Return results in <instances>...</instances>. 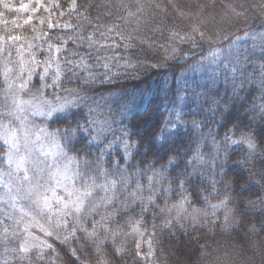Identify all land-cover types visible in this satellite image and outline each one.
<instances>
[{
    "label": "trees",
    "instance_id": "1",
    "mask_svg": "<svg viewBox=\"0 0 264 264\" xmlns=\"http://www.w3.org/2000/svg\"><path fill=\"white\" fill-rule=\"evenodd\" d=\"M71 1L60 0V10H66ZM76 5L75 10L67 11L63 17L66 23L73 25L72 29L57 27L46 31L51 36L64 37L73 35L74 32L85 36L94 32L95 39L103 41L107 46L97 44L88 48L69 42V51L61 55L73 62L79 61L83 56L90 66L88 71L98 77L105 73L115 74L113 85L101 86L97 80L92 87H85L83 78L87 76V72L76 69L77 74L74 75L67 71L72 65L61 60L64 73L59 87L48 88L41 95L37 91L41 81L34 77L21 96L25 100L31 99L30 94L33 93L38 100L66 98L77 105L52 118H34L33 123L46 126L52 131L77 128L74 138L67 139L64 135L59 138L68 154L80 158L82 173L86 171L83 159L86 157L89 160L90 167L87 171L97 176L98 183H103L104 177L95 170L96 157L104 155L106 162L103 167L109 170L108 178L115 179L116 174V180L120 182L115 193V209H108L109 212L115 211V220L108 226L119 227L123 232L129 233V218L141 219L140 200L132 201L129 193L136 190L137 184H145L160 172L170 185L171 197L182 191L193 204L199 206H203L208 199H224L229 194V187L234 189L232 197L239 199V185L235 184L239 174L245 178L241 183H246L251 188L244 199L256 202L255 210L249 212L240 211V205L230 203L229 207L237 211L234 213L235 223L228 227L224 223L225 213L208 223L173 222L165 226L167 211L161 210L168 209L169 201L166 192H162L154 201L155 206L148 205L141 224L152 232L153 253L150 259L136 255L132 236L124 237L127 242L126 254L122 259H116L112 258L110 242L106 241L101 246L103 251L97 253V242L80 235L79 243L73 242L70 246L76 247L81 253L82 264H98L97 257L103 255L109 256L110 264H264V202L257 199L258 196H264V143H261L264 134V86L259 81V75L264 73V51L260 49L252 52L251 41H243L235 54L239 72L233 74L229 73L228 68L215 66L211 73L205 70L200 74L187 75L189 67L205 58L213 48L227 46L241 34L264 29V0H76ZM128 12L135 15L128 16ZM121 16L128 22H122L119 19ZM97 23L101 27L96 28ZM113 23L120 24V30L130 34L131 40L127 42L132 47H123L125 42L114 34L111 40L104 39L101 33L106 29L103 26L111 27ZM193 26L203 29L205 37H214L213 43L201 41L197 37L196 46L193 47L191 43H181L179 37L175 40L170 38L172 32L179 33L180 36L190 33ZM19 31V26L13 22H0V34L6 39L5 59L12 64L13 76L17 70L16 48L25 41L14 42L7 37L16 35ZM219 37L227 39L221 40ZM112 40L121 46H113ZM86 43L87 41L85 45ZM172 48L182 49L175 55L184 58L162 59V55L171 54ZM8 52L11 54L6 58ZM73 52L79 55L74 56ZM189 52L191 54L186 56L185 53ZM3 58L1 53L0 69L3 67ZM127 62L134 67H124ZM105 63L109 68L103 67ZM157 63L163 66L151 67ZM241 80L243 87H240ZM47 83L51 84V79ZM5 87L0 77V111L11 110V93H5ZM77 94L89 98L75 99ZM120 103L128 104L131 111L123 120L113 119ZM90 108L94 111L90 112ZM148 116L152 117L157 127L165 121L172 122L168 125L166 147L158 150L159 144L164 143L160 141L149 151L147 140L143 144L136 143V150L127 163L122 158L124 154L121 150L104 151L103 144L110 135L109 131L117 126L126 128L134 142L140 141L145 133L144 121ZM11 119L6 117L3 122ZM89 120L111 122V130H107V125H104L105 130L98 136L101 138H97L99 144L91 146L83 139V133L76 123L79 121L89 129L90 139L96 136L97 127L90 125ZM237 128L239 131H236ZM226 133L231 140L240 138L242 133L255 136L260 151L249 157L247 148L232 147L229 144L231 141L224 140ZM211 143L226 144L223 148L225 157L221 161L226 163L223 167L220 164L215 176L207 173L210 156H206L205 161L198 158V154L207 152ZM4 151L0 147V155ZM172 158H175L174 162L169 164ZM114 161L120 162L118 169L113 167ZM163 165H168V168L163 169ZM125 168L126 173L123 172ZM122 174L129 179L130 187L127 189L122 187ZM256 181H260V187H257ZM181 182L183 187H180ZM122 203L130 204L126 212L119 211ZM223 212H226L225 208ZM103 214L105 213L101 210L100 215ZM100 215L95 219L99 220ZM40 218L44 220L43 217ZM253 225L256 229L254 232L249 230ZM98 235L102 239L105 233L100 232ZM17 243L9 239L6 245L0 244V264H4L5 260L9 264H28L27 261H19L10 251L5 252L6 247L11 249ZM49 243L53 244L55 251L47 250L45 261H37L33 256L31 264H69L67 248L51 238Z\"/></svg>",
    "mask_w": 264,
    "mask_h": 264
},
{
    "label": "snow or ice",
    "instance_id": "2",
    "mask_svg": "<svg viewBox=\"0 0 264 264\" xmlns=\"http://www.w3.org/2000/svg\"><path fill=\"white\" fill-rule=\"evenodd\" d=\"M39 7L32 8L33 12L43 8L45 11H50L45 7L41 0H36ZM5 8H9L8 4L4 5ZM58 7V5H57ZM77 7L76 0H72L71 8L75 10ZM28 5H23V10L27 11ZM63 15V14H61ZM135 13L128 12V16H134ZM119 19L127 23L125 17L121 16ZM15 23V22H13ZM25 24H31L32 19L24 21ZM40 25L45 24L44 19L39 20ZM49 29H55L60 27L61 29H72L73 25L65 23L63 25H56L49 22L47 24ZM96 28L101 27L98 23ZM106 31L101 33L105 40H111L114 34L121 41H124L123 47L130 48L132 45L127 41L131 40L130 34H126L120 30V24L113 23L111 27L107 25L103 26ZM179 37L181 43H191L193 47L196 46V38L199 37L201 41L207 43H213L214 37H205V31L199 27L193 26L190 33L180 36L179 33H170V38L175 40ZM221 40L227 39V37H219ZM3 39V38H0ZM10 41H20L26 39L19 35H11L7 37ZM31 39L42 40L43 44H28V49L37 48L45 51L47 55L43 60L37 59L36 52L29 51L28 59L24 58V49L21 45L18 49L19 59L17 64V70L13 76V68L9 67L8 61L3 62V67L0 69V77H2L4 84L6 85L5 93H11V103L9 105L10 111H0V147H3L5 151L3 155H0V205H6L9 211H5L3 207H0V244L6 245L9 239H12L17 243L16 247L11 249L5 248V252H11L16 256L19 261H27L31 264V258L34 256L37 261H45V253L47 250L55 251L53 244L49 243V238L53 241L59 242L62 246L67 248L69 257V264H82L80 261L81 253L78 252L76 247H71L73 242L79 243L80 235H83L90 241L96 243V252L103 251L102 245L105 242H110L112 246V258L122 259L126 254V240L124 237L129 233L123 232L119 227L111 228L109 223L115 220V211L109 212L108 209L112 207L115 209L114 201L117 200L115 195L117 191V181L109 179V170L103 167L106 162L104 155L96 157L95 170L100 176L104 177L103 183L97 182V176L91 174L87 169L90 167L89 160L85 157L83 159V165L86 169L84 173L81 172V160L77 156H69L65 151L64 145L60 143L59 137L64 135L67 139H72L76 136L77 128H65L56 129L54 132H48L47 129L41 128L36 132H32L30 125L27 122V115L40 114L46 118H51L54 113H66L69 107H75L72 101L65 100L59 104H52L51 101L38 100L36 95L30 94L31 99H23L21 93L25 92L29 84L32 83L34 77H38L41 81L40 87L37 90L41 95L48 88L59 87L62 82L64 69L61 65V60L65 64L72 65L67 71L76 75V69L87 72V76L83 78V84L85 87H92L99 80L101 86L113 85V76L115 74L105 73L102 77H98L95 73L88 71L89 64L83 56L79 61L73 62L66 56H62V53L69 51L67 45L69 42L77 43L78 46H86L92 48L97 44L104 47L107 46L103 41H97L95 39V33H89L88 35H82L74 32L73 35L64 37L60 35L51 36L46 32L37 33ZM237 37L236 40H239ZM55 41V42H53ZM85 41H87L85 45ZM230 43H232L230 41ZM112 45L120 47L115 40H112ZM5 49L0 48V52H4ZM167 51V50H165ZM170 55H162L164 60L183 59L184 57H176L178 51H182L180 48H172ZM8 55L11 53L8 52ZM191 52L185 53L190 55ZM215 56L217 53L212 50L211 53ZM73 55H79V53L73 52ZM163 65L157 63L151 65L153 68H160ZM104 68H109V65L105 63ZM124 67H134L130 62H127ZM233 74L240 71L238 67L233 66L231 68ZM51 79V84L47 83V80ZM243 80L240 82V87H243ZM65 91L73 92L75 90L65 89ZM109 95H115V93H109ZM88 96H81L77 94L75 99L86 100ZM103 98V97H101ZM7 96L5 97V103H7ZM60 98L57 97V100ZM43 106H47V111H41ZM99 107V105H98ZM89 111H94L89 109ZM131 111V108L126 103H120L117 106V111L114 114L113 119L126 118ZM6 117H11L7 123H4ZM13 120L16 122L13 124ZM78 129L83 133V139L87 140L89 146L93 144H99V140L96 136H92L89 139V129L84 125L76 122ZM90 125L97 127V132L102 133L107 125V130H111V122L109 121H96L89 120ZM171 121H165L163 125L157 127L153 122L152 117L148 116L144 121L145 133L141 136L140 141L133 143L143 144L147 140L148 150L156 147L160 141H164L163 144H159L158 150H162L167 146L168 142V125ZM232 131V130H230ZM239 131V128L236 129ZM150 132V135L148 134ZM235 132H233V135ZM130 132L124 131L122 133L123 147L125 149L124 156L122 157L127 163L131 153L128 151L132 144L129 143ZM225 141H231L233 144L246 145L248 149L249 157L255 156L260 151V147L257 143V138L248 133H242L239 140H231V137L226 133L224 137ZM261 143H264V134L261 137ZM112 147L109 143L105 145L104 151L107 152ZM64 158L67 163L59 165V158ZM175 158L169 160V164H173ZM49 161H51L49 163ZM226 161L221 162V167L224 166ZM120 162L114 161L113 167L119 168ZM168 165H163V169H167ZM7 169V170H5ZM124 173L127 172L125 168ZM162 177V172L156 173ZM245 179L244 177L237 175L235 184L239 185V192L237 196L239 199L233 198L231 192L234 190L229 187V194L224 197L218 204H212L210 207L214 210L225 208L224 215L225 226H231L235 223L234 213L237 209L229 207L230 203L240 205V211L249 212L255 210V201L249 199L245 200L244 197L251 191V188L246 183H241ZM81 181L80 186L77 187V181ZM15 182V183H14ZM121 182L127 183L126 176L122 174ZM257 187H260V181L255 182ZM152 179L149 178V191L151 188ZM180 187H183L181 182ZM102 192L103 196L97 199L96 193ZM111 193V195L109 194ZM143 187L140 184L136 185V190L131 191L129 196L132 201L140 200V220H133L131 217L128 220L131 225V232L139 235L143 238V232L140 229V225L143 222V213L147 211L148 205L155 206V202L151 196L145 198L142 195ZM258 200L264 202V196H258ZM130 208L129 203H122L119 209L120 212H126ZM173 208L183 209V202L180 205H173ZM103 210L105 214L100 215V211ZM134 211V209H132ZM161 211H171V209H162ZM199 209H193V213H198ZM100 215V219L95 217ZM181 212L177 211L176 221L179 223ZM38 217L44 218V223H40ZM194 223L198 222L197 217L193 215L191 217ZM171 224V221L168 222ZM89 225L91 226L89 228ZM39 228L43 234L42 239L39 236L34 235L32 228ZM181 227H183L181 225ZM250 231H256L255 225H253ZM105 233L104 237L99 238V233ZM135 242L137 249L136 255H141L139 249L141 244L138 241ZM151 243L149 242V254L152 253ZM98 264H110V258L107 255L97 257ZM4 264H9L8 260L4 261Z\"/></svg>",
    "mask_w": 264,
    "mask_h": 264
},
{
    "label": "rangeland",
    "instance_id": "3",
    "mask_svg": "<svg viewBox=\"0 0 264 264\" xmlns=\"http://www.w3.org/2000/svg\"><path fill=\"white\" fill-rule=\"evenodd\" d=\"M243 1V0H241ZM59 2L60 0H41V3H43L45 5V7L49 8L50 11H45L43 8H39L38 11L33 12L32 8L34 7H39V5L36 3V0H0V22H15L16 26H19L20 31L18 34L21 37H24L26 39H22L20 41H25L24 44H19L16 48V62L18 64V59H19V53H18V49L21 45H23V49H24V58L28 59V52L32 51V52H36L37 54V59L43 60L45 58V56L47 55V53L41 49H37V48H32V49H28V44H43L44 41L42 40H33L31 39L32 37H34L35 35H37V33L41 32V30L43 32L47 33V29L48 26L47 24L49 22H51L52 24H56V25H63L66 22L64 21L63 17L64 15L67 13V11L73 10L71 8L72 5V1L70 3V5L66 8V10H60V6H59ZM8 4L10 7L9 8H5L4 5ZM23 5H28L29 8L27 11L23 10ZM58 5V7H57ZM63 14V15H61ZM225 16V15H224ZM29 17H31L32 19V23L31 24H25L24 21L29 19ZM40 19H44L45 20V24L44 25H40L39 24V20ZM237 37H240L239 40H236ZM235 38V40L230 43L227 46L224 47H217V48H213L212 50L216 51V55L213 56L212 50L208 52V54L206 55L205 58H202L198 63L194 64L193 66L189 67V69L187 70V75L191 76L193 74H200L203 71H209V73L213 72V68L216 67H225L229 69V73H233L231 71V68L233 66H237L235 64L236 62V58H235V54H236V50L239 48V46L241 45V43L243 41H251L252 45V52H254V50L258 51V50H263L264 51V29H261L259 31H250L244 34H241L239 36H237ZM0 48L5 47L6 44V39L4 37V35L0 34ZM15 42H19V41H15ZM4 55V58L2 59V65L3 62L7 59H5V53L4 52H0V54ZM9 55H6V58H8ZM8 61V60H7ZM9 64V61H8ZM240 64V63H239ZM9 67H12V64H9ZM13 68V67H12ZM259 81L261 82V84L264 86V73H262L261 75H259ZM65 100L67 101H71L68 100L66 98H60L59 100H57V98L55 100H47V101H51L52 104H59L64 102ZM41 111H47V106H43L41 109ZM57 113H54L53 116H55ZM52 116V117H53ZM51 117V118H52ZM34 118H44V119H48L43 115L40 114H28L27 115V122L30 125V129L32 132H36L41 128H45L47 129L48 132H54L52 130H50L49 128H47L46 126L43 125H37L35 123H33ZM8 121H5L4 123H7ZM16 122L13 120V124H15ZM97 129V128H96ZM124 131H127L126 128L124 129L122 126H117L115 127L113 130L109 131L110 135L108 137V139L104 142V147L105 145L111 143L112 147L107 151V152H112L114 150H121L122 153L124 154L125 149L123 147V141H122V133ZM128 132V131H127ZM96 137L97 138H101L98 137L100 136L98 134V132L96 131ZM60 139V138H59ZM240 138H233L232 140H239ZM129 143L132 144V147H130L128 149V151L131 153L130 157L128 158L127 161H130L132 154L134 153V151L136 150V143H133L134 141L130 139V137L128 138ZM61 143V140H60ZM62 144V143H61ZM230 146L232 147H245L247 148L246 145H241V144H233V143H229ZM63 145V144H62ZM226 144L224 143V145L222 143H211L208 147H207V152H201L200 154H198V158L200 157V159L202 161H205V157L206 156H210L211 162L208 165V170L207 173L213 174L214 176L216 175V173L218 172V167L221 164V161L223 160V158L225 157V151L223 152V148ZM66 151V149H65ZM208 154V155H207ZM69 156H72L70 154H68ZM51 161H49L50 163ZM59 165H63L65 163H67V161L64 158H59L58 160ZM164 176V175H163ZM161 177L160 175H156L154 177H151L152 179V184H151V188L152 191H149V180L145 183V184H140L143 187V197L145 198V203H147V198L149 196L152 197V199L155 201L156 198L162 193V192H166L167 194V199L169 201L168 204V209H171V211H167L166 216H165V220H164V224L166 225H170L168 222L171 221V223L173 222H177L175 217L177 214V211L181 212L180 215V219L179 222L183 223V222H188V221H192L191 217L193 215H195L197 217L198 222L196 223H208L210 220L213 221L216 218H218L224 211V208H220V209H216L215 210V215H213V209L210 207V205L212 204H218L220 203L221 200H215V199H208L205 204L203 206H199L196 204H193L190 201V198L188 197V195L185 192L180 191V193L177 196L171 197V193L169 192V183L166 180L165 177ZM115 179L116 180L118 177L115 174ZM127 179V183H123V188L127 189L130 187L129 185V179ZM117 181V190L120 187V182L118 180ZM15 183V182H14ZM81 181H77V187L80 186ZM117 192V191H116ZM99 193L98 195H96L98 198L103 196L102 192H97ZM111 195V193H109ZM183 202V209H178V208H173V205H180ZM0 207H3L5 211H9L8 207L6 205H0ZM193 209H199L200 211L198 213H193ZM38 219L40 220V223H44V220L41 219L40 217H38ZM193 222V221H192ZM140 229L143 232V238H141L139 235L137 234H133L131 232V229L129 231V235L128 237H131L134 239V241H138L141 244V248L139 249V252L141 253V255H139L140 257H142L143 259H150L152 256V253L149 254V242L151 243L152 241V232L150 230H148L145 226L140 225ZM32 231L34 233V235L41 237L42 239L44 238L43 234L40 232L39 228L37 227H33ZM152 248V245H151ZM135 250L137 252V249L135 247Z\"/></svg>",
    "mask_w": 264,
    "mask_h": 264
}]
</instances>
